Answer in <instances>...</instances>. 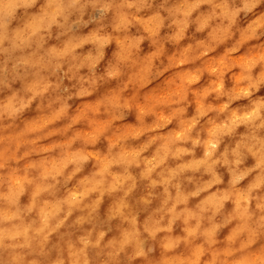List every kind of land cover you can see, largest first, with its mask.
I'll return each mask as SVG.
<instances>
[{"label":"clouds","instance_id":"clouds-1","mask_svg":"<svg viewBox=\"0 0 264 264\" xmlns=\"http://www.w3.org/2000/svg\"><path fill=\"white\" fill-rule=\"evenodd\" d=\"M0 264H264V0H0Z\"/></svg>","mask_w":264,"mask_h":264}]
</instances>
